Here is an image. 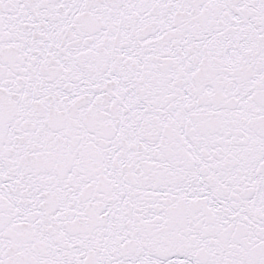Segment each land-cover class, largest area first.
Returning a JSON list of instances; mask_svg holds the SVG:
<instances>
[{"label":"snow or ice","instance_id":"snow-or-ice-1","mask_svg":"<svg viewBox=\"0 0 264 264\" xmlns=\"http://www.w3.org/2000/svg\"><path fill=\"white\" fill-rule=\"evenodd\" d=\"M0 264H264V0H0Z\"/></svg>","mask_w":264,"mask_h":264}]
</instances>
